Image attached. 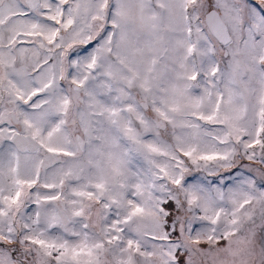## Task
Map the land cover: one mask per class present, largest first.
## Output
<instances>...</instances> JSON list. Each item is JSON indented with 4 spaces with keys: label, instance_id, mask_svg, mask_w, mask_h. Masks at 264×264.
Masks as SVG:
<instances>
[{
    "label": "snow or ice",
    "instance_id": "snow-or-ice-1",
    "mask_svg": "<svg viewBox=\"0 0 264 264\" xmlns=\"http://www.w3.org/2000/svg\"><path fill=\"white\" fill-rule=\"evenodd\" d=\"M0 264H264V0H0Z\"/></svg>",
    "mask_w": 264,
    "mask_h": 264
}]
</instances>
